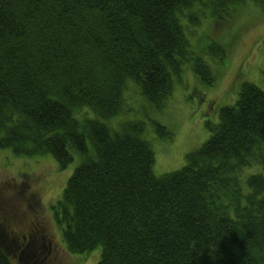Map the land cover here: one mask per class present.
I'll return each mask as SVG.
<instances>
[{"label": "trees", "instance_id": "1", "mask_svg": "<svg viewBox=\"0 0 264 264\" xmlns=\"http://www.w3.org/2000/svg\"><path fill=\"white\" fill-rule=\"evenodd\" d=\"M200 1L0 0V150L51 156L60 171L78 156L55 207L67 253L100 248L96 264H264V177L249 176L246 191L238 178L264 170V89L242 84L205 123L207 140L160 177L144 123L109 124L128 111L129 82L158 111L184 64L215 83L181 25H195L184 11ZM210 6L217 20L224 3ZM216 49L221 62L227 51ZM10 257L0 244V264Z\"/></svg>", "mask_w": 264, "mask_h": 264}, {"label": "rangeland", "instance_id": "2", "mask_svg": "<svg viewBox=\"0 0 264 264\" xmlns=\"http://www.w3.org/2000/svg\"><path fill=\"white\" fill-rule=\"evenodd\" d=\"M213 2L224 3L220 8L221 16L215 14L217 20L211 14L210 3ZM234 4L232 0H201L184 11L186 16L196 17L191 22L195 25H188L187 18L181 19L190 48L216 76L212 86L202 83L190 64H184L180 79L174 80L170 98L163 110L158 111L147 103L139 88L129 82L130 90L124 94L128 111L109 122L144 123L143 137L154 154L152 172L155 177L176 172L184 166L185 156L197 150L209 136L205 123L216 124L219 110L235 103L242 84L264 89V7H258L250 0ZM217 46H223L227 51V57L221 62L217 57ZM82 113L95 118L88 108ZM154 122L167 128L171 138H159ZM79 163L78 156L74 155L73 162L60 171L51 156L29 158L16 156L10 150H0V177L23 178V183L16 189L18 200L0 199V232L6 245L19 253L12 230L35 223L45 227L55 248V252L48 255L43 247L36 250L28 237L31 247L27 246L28 250L22 255V258L27 256L28 262L13 256L10 257L13 264H96L99 261L100 248L88 254H68L62 240V228L55 220V214H60L55 207L61 200L66 181ZM252 175L264 177L262 166L254 164L238 174L244 191L247 190L245 181Z\"/></svg>", "mask_w": 264, "mask_h": 264}, {"label": "flooded vegetation", "instance_id": "3", "mask_svg": "<svg viewBox=\"0 0 264 264\" xmlns=\"http://www.w3.org/2000/svg\"><path fill=\"white\" fill-rule=\"evenodd\" d=\"M12 234L15 238L13 241L16 243L17 249H19V256H22L23 253L27 251V246L31 247V245L27 242L28 237H31L32 245L36 250H39L43 247L44 249H47L48 255L55 252L52 241L42 224L31 223L19 230H12ZM0 237L2 240H6L1 232Z\"/></svg>", "mask_w": 264, "mask_h": 264}, {"label": "clouds", "instance_id": "4", "mask_svg": "<svg viewBox=\"0 0 264 264\" xmlns=\"http://www.w3.org/2000/svg\"><path fill=\"white\" fill-rule=\"evenodd\" d=\"M23 183L22 177H0V199L7 201H16L17 199V191L19 185ZM8 185H12L13 187L9 188Z\"/></svg>", "mask_w": 264, "mask_h": 264}]
</instances>
